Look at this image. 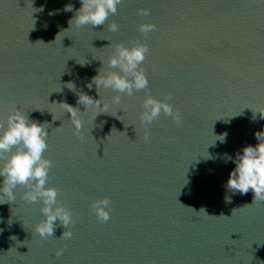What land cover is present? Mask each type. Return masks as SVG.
I'll return each mask as SVG.
<instances>
[{"label": "water", "instance_id": "obj_1", "mask_svg": "<svg viewBox=\"0 0 264 264\" xmlns=\"http://www.w3.org/2000/svg\"><path fill=\"white\" fill-rule=\"evenodd\" d=\"M80 7L0 0V124L13 107L46 123V186L74 218L71 238L61 237L59 220L54 235L41 238L34 227L42 202L25 201L17 186L15 200L0 203V264H264V200L228 190L235 164L225 162V154L255 146L264 128L253 112L264 104V0H123L104 25L71 27ZM141 8L149 15H138ZM141 22L156 29L143 34ZM137 40L149 49L147 93L101 87L99 96L88 87L108 69L117 42ZM81 92L107 112L95 116L101 109L78 104ZM147 94H168L181 122L161 112L142 124ZM63 103L79 109L82 139ZM223 133L225 142L217 139ZM100 197L110 199L108 221L90 207Z\"/></svg>", "mask_w": 264, "mask_h": 264}, {"label": "clouds", "instance_id": "obj_2", "mask_svg": "<svg viewBox=\"0 0 264 264\" xmlns=\"http://www.w3.org/2000/svg\"><path fill=\"white\" fill-rule=\"evenodd\" d=\"M80 2L81 7L69 21L71 27L104 25L109 15L117 12V6L123 0H80ZM64 10L71 12L73 6L67 4ZM137 13L147 16L149 9L141 8L137 10ZM108 27L113 32L118 30V25L115 22H110ZM155 29L156 25L151 22H141L138 25V30L143 34ZM148 51L147 44L139 40L127 47L117 42L113 46V54L107 58L108 69L105 71H101L103 67L98 69V74L92 77L88 87L91 88L92 84H95L99 96L101 87L112 89L116 93H126L129 96L133 94V89L137 91L143 89L147 93L149 91L148 80L142 64ZM104 63L102 61L103 65ZM113 69H119V71ZM67 87L73 89L74 85L68 83ZM111 100L113 103L119 104L121 96L119 94L112 95ZM168 100V94H165L164 99H157L151 94L145 95L139 114L141 123L146 126L150 125L158 119L162 112L166 116H171L173 121L179 124L182 119L180 111L174 109ZM77 103L84 105L86 109L89 106L101 109L95 113V116L100 112H107V104L102 107L101 99H94L83 92L79 93ZM63 107L70 113L75 135L82 139L79 109L68 103H63ZM257 111L264 116V104H261L253 112ZM46 129V123L41 124L29 120L26 114L15 107L9 111L6 123L0 124V178H2L0 181V203L14 201V190L17 186H22L25 189L22 199L30 202H36L39 199L42 202L40 211L43 214V219L36 223L35 233L41 238L52 237L56 221L59 220L60 224L65 227L61 237L71 238L72 232L68 226L74 223L72 213L68 208L57 203V189L53 186H46L49 169L52 166V161L44 156V152L48 148ZM254 135L258 141L255 146L244 145L235 157L225 154V162L232 160L235 164V167L229 171L226 188L233 194L236 192L247 194L251 190L254 197L253 202L264 200V128L255 132ZM226 137L227 133H223L217 139L225 142ZM144 139L146 141L149 139L147 127ZM225 199L226 202L231 203V197ZM90 207L99 220L108 221L110 219L111 202L108 197L93 200ZM61 254L58 249L56 255L59 257Z\"/></svg>", "mask_w": 264, "mask_h": 264}]
</instances>
